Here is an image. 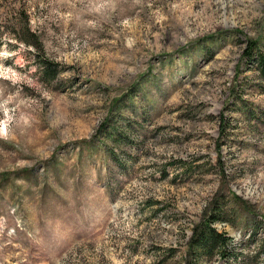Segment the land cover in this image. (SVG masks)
I'll return each mask as SVG.
<instances>
[{"label": "rangeland", "instance_id": "obj_1", "mask_svg": "<svg viewBox=\"0 0 264 264\" xmlns=\"http://www.w3.org/2000/svg\"><path fill=\"white\" fill-rule=\"evenodd\" d=\"M252 42L264 0H0V264H264Z\"/></svg>", "mask_w": 264, "mask_h": 264}, {"label": "trees", "instance_id": "obj_2", "mask_svg": "<svg viewBox=\"0 0 264 264\" xmlns=\"http://www.w3.org/2000/svg\"><path fill=\"white\" fill-rule=\"evenodd\" d=\"M257 51L256 44L252 42L248 48L247 55L249 56V59L253 61L264 81V55ZM41 64L40 71H42V75H50V79H53L54 74H51V64L48 62H42ZM217 221H219V216H214L201 228L194 230L192 243L193 246L204 255L213 256L214 251L218 249V254L228 257L229 254L226 251L228 250L230 240L225 234L219 233L218 230L213 227V224Z\"/></svg>", "mask_w": 264, "mask_h": 264}]
</instances>
